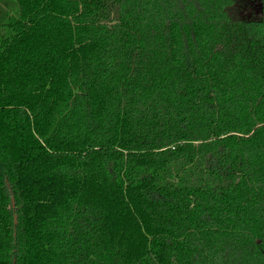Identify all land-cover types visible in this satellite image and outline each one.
<instances>
[{
    "label": "trees",
    "instance_id": "trees-1",
    "mask_svg": "<svg viewBox=\"0 0 264 264\" xmlns=\"http://www.w3.org/2000/svg\"><path fill=\"white\" fill-rule=\"evenodd\" d=\"M0 264H264V0H0Z\"/></svg>",
    "mask_w": 264,
    "mask_h": 264
}]
</instances>
